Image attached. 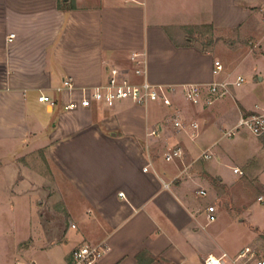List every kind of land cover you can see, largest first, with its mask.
I'll return each instance as SVG.
<instances>
[{
    "label": "crops",
    "instance_id": "1",
    "mask_svg": "<svg viewBox=\"0 0 264 264\" xmlns=\"http://www.w3.org/2000/svg\"><path fill=\"white\" fill-rule=\"evenodd\" d=\"M248 14L243 0H0V193L22 226L14 264H71L77 246L97 242L109 247L102 264H204L208 254L264 251V214L234 176L245 173L235 160L260 159L252 176L264 205V134L253 135L254 153L237 146L252 134H225L242 115L264 112V50L248 80L238 72L243 59L222 56L244 48H202L187 32L202 24L229 32ZM134 52L145 53L154 83L176 88L172 104L66 108L110 67H133ZM240 75L244 82L207 103L211 82ZM192 83L203 85L197 103L182 92ZM175 147L182 155L167 159Z\"/></svg>",
    "mask_w": 264,
    "mask_h": 264
},
{
    "label": "built area",
    "instance_id": "2",
    "mask_svg": "<svg viewBox=\"0 0 264 264\" xmlns=\"http://www.w3.org/2000/svg\"><path fill=\"white\" fill-rule=\"evenodd\" d=\"M264 22V18H263ZM133 67L123 68L119 66H112L109 68L108 79L101 84L82 88V98L80 101L72 100L66 108H75L78 105L93 106L95 104H104L106 106H114L117 102L123 100H131L136 104L148 105L151 102L161 100L166 104H172L170 94L176 91L174 86H163L154 83L149 77L148 62L145 53L134 52L131 56ZM224 68L221 60L215 61L214 73L219 74ZM245 81L243 76H238L236 81L218 80L209 84V95L207 103L211 104L218 98L225 97L231 85H240ZM64 85L72 87L71 80H65ZM62 89V87L58 88ZM183 94L185 97L195 103L199 102L203 94V85L192 83L184 85ZM42 102L54 105L55 100L48 94L42 93L39 96ZM176 127H183L184 122L179 118L173 120ZM195 128L199 127L198 122H193ZM242 129H247L253 134H264V112H254L247 115H242L236 125L225 132L226 135H235L236 132ZM158 134V130H153L152 134ZM183 150L181 147H175L166 153L167 159H173L176 156H181ZM210 156V154H205ZM235 171H239L236 167ZM200 194L206 195L205 189L200 190ZM264 201L263 196L259 197ZM217 207L209 205L207 207L208 216L211 221L216 220ZM75 226V225H73ZM109 250L106 242L84 243L77 246L73 252V260L71 264H102V260ZM225 257L231 258L234 264H264V251L256 252L250 247H245L240 250L235 256L230 257L227 253L220 256L208 254L204 257V264H222Z\"/></svg>",
    "mask_w": 264,
    "mask_h": 264
},
{
    "label": "rangeland",
    "instance_id": "3",
    "mask_svg": "<svg viewBox=\"0 0 264 264\" xmlns=\"http://www.w3.org/2000/svg\"><path fill=\"white\" fill-rule=\"evenodd\" d=\"M244 6L249 10V14L246 17V21L241 25L237 26L235 29L226 31H215L213 27L209 24H202L198 26H189L187 28L188 36L193 39L194 43L202 48H211L215 46L217 42L222 44H228L231 47H242V49H236L235 51L225 52L222 54L223 57L227 58L229 63H238L241 59V62L238 72L240 71L248 80L250 79V69L254 65V56L261 53L262 49L264 50V0H243ZM250 4V5H249ZM243 30V31H242ZM249 32V34H248ZM256 33L262 37L261 44L257 42L255 38ZM244 50L250 51L251 56H246ZM239 64V63H238ZM261 66L264 67V57L261 60ZM253 78V77H252ZM227 96V95H226ZM242 132H248L252 134L249 140L246 141V144L238 143L237 146L247 149L248 152L254 153L256 151V146L253 144L255 137L247 129H242L241 131L236 132L235 138H241L240 135ZM254 139V140H253ZM225 141H229L228 137ZM235 149V147H234ZM251 149V151L249 150ZM260 154V153H259ZM264 154L261 153V159ZM262 162L260 159H258ZM256 161L251 164L249 167L248 163L243 159L235 160V163L238 166L245 170V173H234V176L241 179L239 185H241L245 191L240 193L241 196H245L248 200L251 199L253 209L256 211L259 217L264 214V205L257 200V195L261 185H259V179L256 175L255 178L252 176L254 170L259 169L257 164L260 162ZM233 170V169H232ZM260 177V176H259ZM256 183V185H255ZM262 189V188H261ZM0 258H8L11 264H14L18 258L16 252V239L22 235L21 228L22 226L16 222L17 210L10 206V199L7 198L5 193H0ZM24 227V226H23Z\"/></svg>",
    "mask_w": 264,
    "mask_h": 264
}]
</instances>
